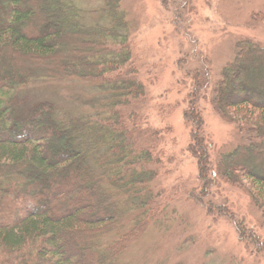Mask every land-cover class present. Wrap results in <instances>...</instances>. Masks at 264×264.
<instances>
[{"label":"trees","instance_id":"trees-1","mask_svg":"<svg viewBox=\"0 0 264 264\" xmlns=\"http://www.w3.org/2000/svg\"><path fill=\"white\" fill-rule=\"evenodd\" d=\"M102 2L104 16L90 25L73 0H0V264H123L158 220L150 185L163 166L165 129L143 123L146 89L134 75L121 0ZM262 68L264 46L243 41L212 89L193 71L183 114L198 163L199 188L188 197L209 216L227 214L264 255V239L208 199L220 181L240 187L264 224V174L254 162L264 149V70L251 73ZM68 79L97 92L81 100L85 113L52 100L21 106L32 84ZM207 90L214 111L242 135L214 163L198 107Z\"/></svg>","mask_w":264,"mask_h":264},{"label":"rangeland","instance_id":"rangeland-1","mask_svg":"<svg viewBox=\"0 0 264 264\" xmlns=\"http://www.w3.org/2000/svg\"><path fill=\"white\" fill-rule=\"evenodd\" d=\"M73 1L88 13L87 24L100 22L104 16L102 0ZM121 8L129 23L134 75L146 89V101L140 109L145 113L143 123L165 129L158 146L163 166L150 185L157 199L154 208L158 220L132 243L122 263L264 264V255L246 246L227 214L209 216L188 197V191L199 188L198 163L187 152L190 129L183 114L193 92V71L208 76V88L212 89L223 68L236 57L240 43L252 41L264 46V0H121ZM261 70L264 68L249 69L254 76ZM209 91L204 92L198 107L214 163L220 151L238 146L242 135L214 111ZM96 93L77 79L41 80L22 91L20 100L24 101L22 107L27 103L24 98L32 102L52 100L85 113L81 100ZM254 162L264 174V149ZM208 199L225 205L238 221L264 239L260 212L246 191L220 181Z\"/></svg>","mask_w":264,"mask_h":264}]
</instances>
